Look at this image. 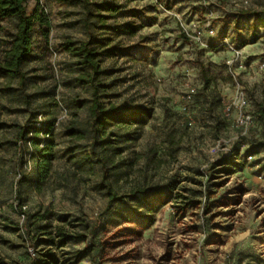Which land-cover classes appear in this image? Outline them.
Segmentation results:
<instances>
[{"label": "rangeland", "instance_id": "1", "mask_svg": "<svg viewBox=\"0 0 264 264\" xmlns=\"http://www.w3.org/2000/svg\"><path fill=\"white\" fill-rule=\"evenodd\" d=\"M25 4L47 23L23 84L0 76V264H264V29L251 27L264 0ZM14 31L0 19V57ZM88 40L98 101L123 114L103 128L105 179L88 150L93 88L65 47ZM27 126L52 141L42 182ZM59 232L81 237L57 246Z\"/></svg>", "mask_w": 264, "mask_h": 264}, {"label": "trees", "instance_id": "2", "mask_svg": "<svg viewBox=\"0 0 264 264\" xmlns=\"http://www.w3.org/2000/svg\"><path fill=\"white\" fill-rule=\"evenodd\" d=\"M76 1H80L84 5L87 2V0ZM107 8L109 10H114L115 6L108 4ZM253 13L257 15V22L251 26L252 29L255 30L257 27H262L264 29V19L259 17L257 12ZM5 17L14 18L15 31L10 40L6 43L7 46L2 50V55L0 57V76L9 79H17L18 83L23 84L25 80L23 65L31 53L33 43L32 34L34 32L35 24L37 22L40 24H46L47 18L46 15L42 12H37L36 9H33L30 13L27 12L25 0H0V19ZM127 27H129L130 32H134L138 29V26L127 25ZM91 45L92 44L89 40L81 42L76 46H74L73 43H65L66 49L74 51L75 55L78 56L76 63L83 69H87L84 74L76 77V81L80 84H90L93 88L92 103L89 114L92 140L88 144V150L89 154L100 164L102 177L105 179L108 175V170L106 168V161L108 159L106 145L109 143L102 138L103 128L109 121L122 117L123 114L120 112V106L109 104L107 107H104L102 103L98 101L99 87H101V85L97 83V77L101 73V70L99 67V59L97 58L98 54L95 51V48ZM139 114L137 108L131 109L129 111V115L131 116H129L128 119H135L134 117ZM257 116L264 121V109L259 108ZM30 129V156L35 167L36 181L42 182L47 177L51 161L54 158L52 141L50 138H47L42 140V143L40 144V141L36 137L40 130L34 128V126H27L23 131V135H27ZM47 131L48 130H46L45 133H48ZM68 131L71 134L76 132L79 133V130L69 129ZM22 139H24V137H22ZM103 187L105 188L109 202L119 201L123 198L122 195L117 196L115 192L112 191L109 184H103ZM156 199L159 200L160 196H156ZM154 210L155 206L154 204H151L148 208V214L141 216L144 226L152 223ZM56 235L57 246H62L71 239L81 237L63 232H59Z\"/></svg>", "mask_w": 264, "mask_h": 264}, {"label": "built area", "instance_id": "3", "mask_svg": "<svg viewBox=\"0 0 264 264\" xmlns=\"http://www.w3.org/2000/svg\"><path fill=\"white\" fill-rule=\"evenodd\" d=\"M191 22V21H190ZM237 53V56H239L240 52L235 51ZM227 65L230 66V60H227ZM241 64V63H240ZM241 103H243V100H241Z\"/></svg>", "mask_w": 264, "mask_h": 264}]
</instances>
